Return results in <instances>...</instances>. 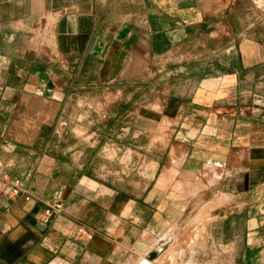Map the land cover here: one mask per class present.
<instances>
[{
	"label": "crops",
	"instance_id": "1",
	"mask_svg": "<svg viewBox=\"0 0 264 264\" xmlns=\"http://www.w3.org/2000/svg\"><path fill=\"white\" fill-rule=\"evenodd\" d=\"M88 103L130 152L124 185L69 141ZM172 169L225 201L231 264H264V0H0V264H152L179 246Z\"/></svg>",
	"mask_w": 264,
	"mask_h": 264
},
{
	"label": "rangeland",
	"instance_id": "2",
	"mask_svg": "<svg viewBox=\"0 0 264 264\" xmlns=\"http://www.w3.org/2000/svg\"><path fill=\"white\" fill-rule=\"evenodd\" d=\"M90 105L89 103L85 105L81 119L75 120L74 124H71V127L75 128L76 138L72 134L69 137V141L73 143L78 141L77 138H79L87 145L86 150L83 152V163H86L87 175L97 178L100 184L108 188L124 185L118 182L120 181L118 178L124 172H128L127 170L133 169L128 165L130 152L114 149L112 143L116 142L114 139L115 135L106 136L99 133H97V136L94 135L93 132L96 127L103 125L104 129L110 128L113 122L106 117L107 115L104 118L102 117V119L94 117V112L92 111L94 106ZM109 110V105L104 108L106 113H109ZM64 122H61L60 125L62 127L68 126L69 122H65L66 125ZM158 137L153 138V141L158 142L159 140L160 142ZM96 139L100 142L97 146L93 143ZM119 139L121 140L120 142H125L123 136ZM206 171L207 169L201 171L200 174H205L207 173ZM170 172L164 186L159 187L157 190L161 191L163 196L165 195V198H162L160 203L167 207L170 212V215L167 216L168 218L164 220L168 222L165 225L167 228L165 236L168 237L167 240L176 239V244H179V246H166L157 257L151 259L152 264H231L229 258L231 254L230 248L223 246L219 242L218 232L213 229L215 216L211 212L214 208L206 216H200L204 207L215 199L216 195L213 196L212 192H201L207 186L206 181L198 188H194L197 183L187 184L184 181H180L181 179L177 180L176 171L172 169ZM202 186L204 187L203 189ZM217 197H221V194L219 196L217 194ZM59 198L54 204V210L56 211L61 209L62 199L61 197ZM50 216L53 217L52 213Z\"/></svg>",
	"mask_w": 264,
	"mask_h": 264
},
{
	"label": "bare ground",
	"instance_id": "3",
	"mask_svg": "<svg viewBox=\"0 0 264 264\" xmlns=\"http://www.w3.org/2000/svg\"><path fill=\"white\" fill-rule=\"evenodd\" d=\"M224 199H226V198H224ZM227 200V199H226ZM223 202H225L224 200H223V198H217V199H215L213 202H211L209 205H207L206 207H204V209H203V211L201 212V217H203V216H205V214H206V212L208 211V210H210V209H212V208H214V207H217V205L219 206V204H223ZM152 255H154V254H152ZM151 255V256H152ZM142 264H147L146 262H143Z\"/></svg>",
	"mask_w": 264,
	"mask_h": 264
},
{
	"label": "built area",
	"instance_id": "4",
	"mask_svg": "<svg viewBox=\"0 0 264 264\" xmlns=\"http://www.w3.org/2000/svg\"><path fill=\"white\" fill-rule=\"evenodd\" d=\"M13 192H16V191H13ZM56 209H58V208H56ZM50 215H51V210L50 209H47L45 211V216H47L46 219H45V222L46 223L48 222Z\"/></svg>",
	"mask_w": 264,
	"mask_h": 264
},
{
	"label": "water",
	"instance_id": "5",
	"mask_svg": "<svg viewBox=\"0 0 264 264\" xmlns=\"http://www.w3.org/2000/svg\"><path fill=\"white\" fill-rule=\"evenodd\" d=\"M158 254H159V253H157V252H156V253H154V255H152V256H151V258H154V257H156Z\"/></svg>",
	"mask_w": 264,
	"mask_h": 264
}]
</instances>
